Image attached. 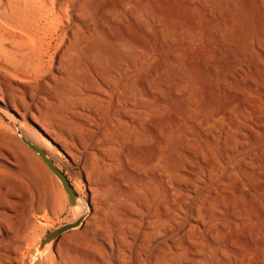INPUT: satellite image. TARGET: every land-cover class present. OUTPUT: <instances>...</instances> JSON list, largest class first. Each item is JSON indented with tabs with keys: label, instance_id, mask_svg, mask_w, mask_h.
I'll use <instances>...</instances> for the list:
<instances>
[{
	"label": "rangeland",
	"instance_id": "374dc122",
	"mask_svg": "<svg viewBox=\"0 0 264 264\" xmlns=\"http://www.w3.org/2000/svg\"><path fill=\"white\" fill-rule=\"evenodd\" d=\"M79 1L83 0H0V23L2 24L0 33V101L23 117L22 120L14 117V112L5 110L0 105V139H3L4 135L10 140L16 137L15 120L19 121V124L28 131L34 129L24 117L27 111L32 113V119L37 123L43 124L44 118H48L49 122L45 124L47 130L54 133L58 139H64L68 144L77 141V139L85 144L89 129L98 136V129L107 128L113 120V102L110 98L120 91L122 83H118L112 89H106L100 84L99 91L104 94L98 91L89 93V102H83L85 101L84 76H94L90 60L72 50L74 47H69L67 41L58 46L54 45L48 55L40 56L38 54L39 43L50 32L52 26L60 24L63 31L70 37L71 45L81 36L87 37L92 33L94 27L88 24L85 17H81V15L84 16V9L83 6L81 9L79 8ZM118 1L122 2L123 0ZM118 1L96 0L99 7L104 6L105 3H111L112 8H115V2ZM242 1V17L244 16L245 25L250 29L249 34L252 37L251 40L249 39L250 44H246L247 46L245 45L243 48L244 51H247H243L244 56L241 57L244 58L240 57L238 63H235L236 65L230 63L231 47L229 48L219 37V33L234 27L232 15L228 9H222L220 12L215 10L213 14L208 15L206 13L208 10L201 5L189 9L181 0H139L133 14H125V19L121 16L116 21H112L109 14L103 15L99 21L101 29L98 28L95 31L99 33L100 42L117 55L119 54V57L125 59L130 57L133 60L138 69L136 79L140 75H146L150 78L149 80H154L157 75L167 73V69L184 71L187 81L185 88H176L171 81L158 87V93L165 101V111H163L167 112L165 117L168 128L171 130L182 128L188 143L193 144H188L190 146L188 148H182L177 146L180 142L175 140L176 144L172 142L174 144H171V148H169L171 158H169L168 164L171 166H168L175 178H198V182L195 181V186L192 183V186H189L191 184L185 182V186H188V191L191 192H189L190 196L182 208L183 215L179 221L180 231L187 232V243L204 242L206 239L205 229H201L200 236L198 235L196 238L197 229H192L189 233L190 231L188 232L184 225L191 219L200 220L197 218V209L203 211L202 206L208 197H211L214 191L218 192L221 185L226 189H234L235 184L233 183L242 181L245 185V195L240 199V204L238 202V208L240 215H251V221L245 224L244 230L251 229H248L249 232H244L242 228H239L237 236L242 238L246 233L256 232L257 239L262 241L257 242L256 239L254 249H248L249 253L251 252L250 259L252 258L250 264H254L257 262V258L264 259L262 257L264 255V48L261 47H264V0ZM188 23L193 24L196 28V35L191 41L186 36L185 25ZM179 27L182 29L179 38H173V31ZM113 37L131 41V44L126 47V50L119 49L110 42V38ZM65 48L71 53L66 52ZM64 51L65 55L61 53ZM60 57L64 61L66 60V65H64L66 69L59 65ZM77 92H80L79 98L83 99L82 103L73 101ZM195 92L198 96L195 98L196 101L193 97ZM28 96H30V101L26 99ZM71 98L73 100L70 102ZM239 101H243L247 105L246 111L242 112L238 105ZM90 102L94 103L89 105ZM83 103H87L89 106ZM95 103L98 104L97 107ZM212 109L225 111V115L216 116L213 124L208 127L203 120ZM161 112V110L154 109L151 116L157 117ZM211 134L215 138L220 136L215 144L210 139ZM224 147L228 154V157H225L226 160L222 158ZM135 151L136 147L133 148L132 154L128 155L129 158L137 156L134 163L132 162L134 160L128 159L126 164L117 167V172L113 171L114 169H109L108 176L103 175L99 178L153 177L155 173L145 175L139 172L141 164H136L140 159L144 162L152 161V148L148 150L150 154L146 159L139 153V150ZM171 152L176 157H173ZM193 153L195 155H192ZM61 156L60 170L55 161H50L68 181L73 193L77 196L75 202L82 197L88 200L85 172L90 171L92 164L96 166V162L93 161L90 164L88 159L86 161L79 159L74 164L64 153H61ZM37 159L43 169L38 167L36 159L27 157L25 161L35 170V175L44 180L45 184L48 183L50 186L53 184L51 190L55 194L53 196L56 200L52 210L45 208L37 215L36 232L33 229L30 230L25 241L21 243L20 256H18L19 264H29L37 246L48 234L61 226L71 224L69 217L61 212L62 208H66L60 201V195L56 191L57 188L54 187L55 183L50 180H55L54 176L42 161ZM2 166H4V162L0 160V173ZM122 170H124L123 173L127 171L125 172L126 176ZM49 175L52 178L48 177ZM91 178H94L93 175ZM32 180L29 177H24L21 180L22 187L25 191L35 193V183ZM74 180L81 181L83 193L75 189ZM4 181L5 179L0 177V187ZM49 185L47 186L49 187ZM259 187H261L260 190ZM55 188L56 190H54ZM117 188L119 187H115L111 193L120 202L118 206L117 204L113 205L115 211L122 210L127 201L123 191L119 188L118 190L123 194L120 191L117 192ZM138 188L136 186L139 192ZM192 188L195 190H191ZM209 190L212 191L209 192ZM207 192L212 193L209 195L206 194ZM138 194L135 196V200L138 199ZM250 203L252 204L250 205ZM226 205L228 207L225 209L221 208L222 206H216L215 209L222 211L225 222H231L229 204L226 203ZM67 206H70L69 203ZM96 206L100 210L102 205L97 201ZM135 208L138 210V207ZM104 209L106 208L104 207ZM109 217L107 216L108 222H110ZM217 226L218 223L210 225L213 229H216ZM176 234V232L170 234L169 239H172ZM87 241L85 234L73 236L68 239L69 243H59L57 246L53 241L44 250L45 256L43 253L40 256V259L43 260L42 264H129L131 262L129 254L125 252L120 253L121 255L113 254V256L105 253L96 244ZM174 241L175 239L169 244L172 252H174L172 244ZM186 247L184 244L183 252H181L182 257L179 258V261L172 259L169 264H211L215 259V254L210 257L206 256L204 249H201L202 252L198 258H191ZM243 248L247 250L248 247L244 246ZM31 256L32 258H30ZM45 257L47 260L44 261ZM149 258L151 259V256ZM3 264L12 263L6 260ZM141 264H147V261L144 260Z\"/></svg>",
	"mask_w": 264,
	"mask_h": 264
},
{
	"label": "bare ground",
	"instance_id": "6f19581e",
	"mask_svg": "<svg viewBox=\"0 0 264 264\" xmlns=\"http://www.w3.org/2000/svg\"><path fill=\"white\" fill-rule=\"evenodd\" d=\"M138 1L139 0L118 1L115 2V8L111 7V3H108L109 5L107 3L104 5L103 3L104 6L99 7L96 0L79 1V8L81 9L83 6L84 9V16L81 15V17H85V19L88 20V24L94 27L92 33L87 37L81 36L79 40L74 41V44L71 45L70 37L63 31L60 24H58L52 26L50 32L47 33L39 43L37 50L40 56L48 55L54 45L58 46L67 41L69 47H74V49L71 48L72 50H75L76 53H80L85 56L86 59L88 58L90 60L94 76H84L85 101L79 98L80 92H77L76 94L74 93V100L71 98V100H69L70 102L72 100L76 103H82V101L89 102V93L100 92V84L106 89H112L118 83H122L123 85L121 86L120 91L117 92L114 97L112 96L110 98L113 102V111L111 110L114 116L112 118L113 120L108 124L107 128L98 129V136L94 131L89 129L86 134L85 144L79 139L71 144L66 143L64 139H58L54 133L50 132L45 127V124L49 122L48 118H44L45 122L43 124L37 123L32 119L33 115L30 111H27L24 117L34 127L32 131L26 130L19 124V121L15 120L16 137H13L14 139L10 140L4 135L3 139H0V160L4 162V166L1 167L2 170L0 177L5 179L3 185L0 187V264L5 263L6 260H9L12 264H19L20 259L18 256H20L19 250L21 248V243L25 241L30 230L33 229L34 232H36L35 220L37 215H39L45 208L52 210L56 200L53 196L54 193L51 190L53 184L51 186L48 183L45 184L44 180L38 178L35 175V170L25 161V158L27 159V157L34 160L36 159L38 167L43 169V166L37 159L38 157L30 151L26 143L44 152L49 160H53L57 163L59 170L61 168L60 161H62L61 153H64V155H66V157L74 164L79 159H85V161L88 159L87 161H90V164H92L93 161L96 162V166H93L92 164L90 171L85 172L84 179L87 185L86 191L89 193V198L88 200L84 197L78 199L73 208L67 206L69 201L59 181L55 177L56 181L50 179L55 183L54 185L56 186L54 187H56L57 190L56 188L54 190L58 191L60 201L62 205H64V208H66H62L61 212L69 217V222H71V224L78 222V225L75 228L64 233L54 241L56 242V246L59 243L67 242L68 239L73 236L85 234L88 243L96 244L107 254L116 255L120 253L122 254L123 252L129 254L131 260L129 264H141L144 260L145 262L147 261V264H169L172 259H178L176 261H179V258L182 257L181 252H183L182 247L184 244L187 246L186 249L189 257L191 256V258L194 259L198 258L202 252L201 249H204L206 256L210 257L215 254V259L211 264H250L252 258L250 259L251 252L249 253L250 250L248 251V249H254L257 233H246L242 238L237 236V233L239 232H237V230L239 228L244 230V226L246 228L245 224L251 221V215L242 216L244 214L240 215L239 213L238 202L240 204V199L245 195V185L242 181H236L233 183L235 184L234 189H226L221 185L218 192L214 191L213 195L208 197L207 201L205 200L206 203L202 206L204 210L201 211V209H197V218L200 220L196 221L191 219L184 225L188 232L192 229H197L198 234L196 235V238L198 235L200 236L201 229H205L206 239L204 242L187 243V232L180 231L181 228H179V221L183 215L182 208L190 196L189 192H191L188 191L189 187L185 186V182L187 181L194 185L195 181L198 182V178H175V175L169 171L168 165L170 164H168V160L171 158L169 155V148H171V144H174L172 142H175V140L179 141L180 143L177 144V146L179 145L182 148L190 147L188 144L191 142L188 143L181 127V129L175 128V130L168 128V123L166 124L165 117L167 112H164L165 101L158 93V87L171 81L174 84V87L185 88L187 81L185 79L184 71L167 69V71L165 70L167 73L164 72L163 74L157 75L154 80H149L150 78L146 75H140V77L136 79L135 76L138 69L133 60L130 57L127 59L119 57V54L117 55L114 51L108 48V46H105L100 42L99 33L95 31L100 27L101 24L99 21L103 15L109 14L112 21H116L121 16L124 18V15L127 13L133 14L139 4ZM181 1L187 5L189 9H194L196 6L201 5L204 9L208 10V12H206L208 15L213 14V11L215 10H219V12L222 9L230 10L232 21L235 25L233 24L234 27L231 29L219 33V37L229 46V48L231 47L230 53L228 52L230 63L237 64L239 58L244 56L243 48L246 44H250L249 42H251L250 40L252 37V35L249 34L250 29L245 25L246 21L243 19L244 16L242 17L243 14L241 8L243 7V1ZM1 28L2 24L0 23V33ZM185 29L186 36L188 40L191 41L196 35V28L193 24L188 23L185 25ZM181 31L182 29L179 27V29L173 31L172 37L178 39ZM110 42L117 48L123 50H126V47L131 44V41L118 37L110 38ZM261 47L264 48L263 46ZM65 50L69 54L71 53L67 48H65ZM61 53H64L63 55H65V51ZM241 58L243 59L244 57ZM58 62L59 65H62V67L66 69L64 66L66 65V60L64 61L63 58L60 57ZM193 97L194 100L198 97L196 92L193 94ZM26 99L28 101L31 100L30 96L26 97ZM92 103L94 102H90L89 105ZM83 104L87 105V103ZM0 105H2L5 110L7 109L14 112V117H17L20 120L23 119V117H21V115L10 106L3 104L1 101ZM97 105L98 104H96V107ZM238 105L242 109V112L247 109V105L243 101H239ZM93 106L95 108L94 104ZM154 109L161 110L162 112L157 117L154 115L151 116ZM218 111L212 109L207 113L204 120L202 119L206 126L210 127L216 116L225 115V111ZM219 138V135L218 138H215L213 134L210 135V139L214 144ZM191 145L193 144L191 143ZM135 147V152L139 150V153L143 155V158L145 159L149 157L150 152L148 153V150L152 148V161L144 162L140 159L136 164H141V169L139 167L137 168L140 169H138L139 172L145 175H147V173H155L153 176L154 178H99L103 175L108 176L109 169H114L113 171H116L117 167L126 164L128 159L134 160L132 161L134 163L137 160V156L129 158L128 155L130 156V154H132V150ZM203 148L205 147L203 146ZM226 152L227 149L224 147L222 158L228 157ZM192 155H195V153ZM23 156L27 157L24 158ZM174 156L175 155H173V157ZM226 159L227 158H225V160ZM123 168L125 169V167ZM123 171L124 170H122V173ZM125 172L123 174L126 176L127 173L125 174ZM122 173L120 172V174ZM91 175H93L94 178H91ZM24 177H29L31 180L33 179L32 181L35 183V193L23 189L21 180ZM48 177L52 178L51 175ZM192 184L189 186H192ZM74 186L78 192H84L81 181L76 180ZM136 186L139 187V192L137 191ZM115 187H119L127 197V201L123 205L122 210L115 211L113 208L116 204L118 206V203H120L117 201L118 198L111 195L112 191L115 190ZM119 188H117V192L120 191L118 190ZM260 188L261 187H259V190ZM211 189L213 190V188ZM191 190L194 191L195 188H192ZM212 190H209V192ZM122 191L120 192L122 193ZM209 192L206 194H209ZM211 193L209 195H211ZM137 194L138 199L135 200ZM119 199L121 200V198ZM97 201L103 206H101L100 210L96 206ZM103 201H106V203H103ZM226 203L229 204L231 222H225L223 220L224 214H222V211H217L215 209L216 206H222L221 208L223 209L227 208L228 206ZM251 204L252 203H250V205ZM104 207L106 209H104ZM135 207H138V210H136ZM250 214L252 213L250 212ZM98 215H100L99 218H97ZM107 216H110V222L107 221ZM213 223H218L216 229L210 227ZM248 229L246 231L244 230V232H249L250 230L248 231ZM175 232L177 233L176 236L169 239L170 234ZM189 233H191V231ZM189 236L191 235L189 234ZM174 239L175 241L172 243L174 246V252H172L169 244ZM258 241L261 240L257 239V242ZM50 244L45 247V249L48 248ZM244 246L248 247L247 250L243 248ZM44 250L41 253H37L35 250L33 259H30L29 264H42L43 260L40 259V256L42 253H45ZM117 256L119 257V255ZM150 256L151 259L149 258ZM262 257H264V255H262ZM30 258H32V256ZM45 260H47L46 257L44 261ZM256 261V264H263L264 259L257 258Z\"/></svg>",
	"mask_w": 264,
	"mask_h": 264
},
{
	"label": "water",
	"instance_id": "95a60500",
	"mask_svg": "<svg viewBox=\"0 0 264 264\" xmlns=\"http://www.w3.org/2000/svg\"><path fill=\"white\" fill-rule=\"evenodd\" d=\"M28 148L31 152H33L45 165V167L48 169V171L59 181L63 191L65 192L70 206H74L75 200L77 196L73 193V190L71 186L69 185L68 181L65 179V177L62 175L61 172H59L53 165V163L47 158L46 154L42 152L41 150L29 145L26 143ZM78 225V222L71 224V225H64L61 226L54 231H52L50 234H48L37 246L36 251L37 253H41L45 247H47L50 243L57 240L61 235L64 233H67L71 229L75 228Z\"/></svg>",
	"mask_w": 264,
	"mask_h": 264
}]
</instances>
